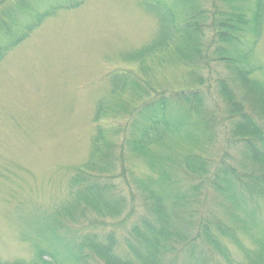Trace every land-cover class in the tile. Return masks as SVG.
Returning a JSON list of instances; mask_svg holds the SVG:
<instances>
[{"label": "rangeland", "instance_id": "374dc122", "mask_svg": "<svg viewBox=\"0 0 264 264\" xmlns=\"http://www.w3.org/2000/svg\"><path fill=\"white\" fill-rule=\"evenodd\" d=\"M14 1L18 2L5 0L4 6L12 7ZM177 1L180 2L174 0V7ZM67 2L71 3L57 0L45 8L58 7V3L67 6ZM141 2L85 0L76 8H56L26 40L1 59L0 262L33 264L37 262V247L49 254L46 260H50L53 250L62 252L63 248L46 243L45 224L51 223L49 218L58 209L68 208L69 180L89 161L97 127L113 131L109 140L115 146L110 154L116 162L112 173L103 174L105 165L98 163L92 174L109 176L125 206L120 199L122 205L118 206L116 217L105 219L89 211L83 216L77 211L62 212L60 225L56 226L58 235L76 243L88 236H96L98 241L111 236L114 253L131 258L124 245L131 229L138 227L144 232L146 223L158 229L150 210V193L159 189L161 195L170 196L163 199L167 228L184 235L175 246L173 240V254L169 256L174 259L173 264L260 262L264 200L258 197L257 201L248 202V213L244 214L239 200L235 203L225 193L218 167L233 168V174L243 181L254 175L242 150L225 145V128L216 126L204 137L198 128L201 124H197L200 120L179 117L175 121L183 139H168L161 146L152 147L149 157L131 149V123L137 120L135 112L142 102L160 94L168 96L174 91L198 88L210 91L223 109L217 85L229 73L223 65L212 62L216 58L215 45L207 52L211 62L205 69L186 66L172 49L143 67L129 60V54L151 42L158 31V20L144 10ZM189 4L194 6V23L203 31L201 40L207 44L212 37L208 27L213 12L240 13L238 10L252 4V0L231 4L190 0ZM176 25L180 27L182 22ZM250 62L262 67L253 78L264 84V29ZM193 69L199 79L192 77ZM113 73L135 76L140 89L129 85L124 92L113 95L109 79ZM100 103L104 113L97 123ZM187 133L196 142L188 140ZM183 155L202 158L208 163L207 169L196 176L187 174L180 165ZM157 163L161 166L155 168ZM164 180L165 184L159 183ZM131 199L134 209L130 210ZM217 226L222 230L216 231ZM223 231L230 237L223 235ZM195 235L198 239L192 245L186 242ZM205 235H213L222 253L208 243ZM94 261L99 259L94 257Z\"/></svg>", "mask_w": 264, "mask_h": 264}, {"label": "trees", "instance_id": "16d2710c", "mask_svg": "<svg viewBox=\"0 0 264 264\" xmlns=\"http://www.w3.org/2000/svg\"><path fill=\"white\" fill-rule=\"evenodd\" d=\"M48 1L18 0L17 3L13 2L12 7H7L4 6L5 0H0V9L2 8L0 10V61L8 50L26 40L30 33L39 27L43 20L50 16L56 8H76L85 0H70L71 3L68 4L67 2V6L58 3V7H51L50 9L45 8V5L57 3V0ZM221 1L231 4L249 0ZM32 2L33 6L35 3V8L32 6ZM189 2L190 0H180L174 7V0H142L141 6L144 10L158 20V31L151 42L129 54L128 59L143 67L147 62H154L160 54L172 49L179 61L190 68L199 70L200 68L205 69L211 62L207 52L215 45L214 54L216 58H213L212 62L216 61L229 70L228 76L219 79L217 85L218 96L224 108L222 109L214 101L210 91L198 88L174 91L168 96L160 94L156 98L142 102V106L136 110L137 120L131 123V140L128 141L131 142V149L134 153L137 152L149 157L152 155V147L161 146L168 139L174 138L178 141L184 138L175 121L177 118L179 120V117H194L200 120L197 124L200 123L201 125L197 127L204 137L216 126L225 128V135L227 136L225 145L242 150V156L250 165L254 175L243 181L233 174V168L223 164L224 167L217 168L218 175L222 176L218 178L226 188L225 193L235 203L236 200H239V209L247 214L245 209L248 202L264 200V188L261 189L260 187V185L264 186V84L253 78L254 74L260 71L262 67L254 66L250 62L263 35L264 0H252V4H247L245 8L238 10L240 13L213 12L208 27L212 37L207 44L201 40L203 31L194 23V6H191ZM247 13L250 14L249 17ZM180 21L184 25L183 28H181L182 25L180 27L176 25ZM18 32L23 33L16 37ZM194 69L191 75L193 78L199 79V74ZM109 79L111 93L115 96L124 92L129 85L140 89V84L135 76L113 73ZM103 113V106L100 103L95 122ZM137 122H140L138 126L136 125ZM112 132L97 127L91 144L89 161L78 168L75 175L69 180L70 201L68 208L65 210L58 209L56 215L53 216L54 218H49L52 220L51 223L47 221L45 224L46 243L48 242L50 245L52 242L63 248L62 252L53 250L50 260H46L45 257L49 258V254L37 247L35 251L37 262L33 264H65L66 261L71 264H98V262L102 264L174 263V259L169 257L173 254L171 252L173 240L175 246L176 243L183 240L184 235L167 228L168 221L164 211L166 207L163 199H169L170 196L161 195L159 189L150 193L152 201L150 210L154 215L155 222L158 223V229L149 223H146L144 232L138 227L131 229L130 237L128 234L124 240L126 252L131 258H121L114 253L115 243L111 236L104 241H98L96 236H88L76 243L67 241L57 234L56 226L60 225L62 212L77 211L80 216H83L86 211H89L101 219L116 217L118 206L122 205L121 201L124 199L122 196L120 198L115 184L112 180L109 181V176H103L107 172L112 173L114 171L116 162L115 157L110 154L115 146L109 140V135ZM186 138L196 142L191 134L187 133ZM224 154L226 155V152ZM98 163L105 165L106 169L102 175L92 174L95 172ZM180 165L184 167L183 170L187 174L192 176L198 175L208 167L206 161L193 155H183ZM160 166V163L155 164V168ZM161 174L162 178L166 175L164 171H161ZM164 179L166 180V178ZM165 180L159 181V183L165 184ZM123 206H125V201ZM183 207L182 205L181 209ZM131 209H134L132 199L130 202ZM221 230L222 228L219 226L216 227V231ZM223 235L230 237L224 231ZM205 238L209 244L222 253L219 242L213 239V235L212 238L205 235ZM197 239L198 235L190 236L186 242L192 245ZM262 241L263 246H260L262 251L258 254L260 261L258 264H264V239ZM94 257H97L99 261H94ZM0 264L21 263L0 262Z\"/></svg>", "mask_w": 264, "mask_h": 264}]
</instances>
